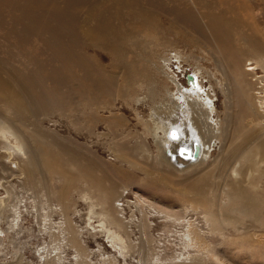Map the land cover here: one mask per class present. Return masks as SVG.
<instances>
[{"label":"bare ground","instance_id":"bare-ground-1","mask_svg":"<svg viewBox=\"0 0 264 264\" xmlns=\"http://www.w3.org/2000/svg\"><path fill=\"white\" fill-rule=\"evenodd\" d=\"M158 1L161 0H0V11L3 8L8 9L14 20V27H19L17 32L15 29L10 30L19 49L21 48L23 52L22 48L24 50L28 49V46L30 48L32 45L30 46L28 39L35 37L41 43L40 53L44 52L49 56V60L41 62L32 56L25 57V54L30 52L24 53L27 65L20 63L15 68L7 66V68L12 67L11 70L9 68L6 70L3 67L4 63L0 61V111L4 112L2 114L4 117H0V160L5 158V151H9L17 160L11 163L15 166L14 171L11 167L10 169L5 167L7 169L5 171L12 176H23L26 182L35 176H38L37 181L40 182L45 179H58L60 191L56 194V198L64 210L73 203L71 193L83 189L82 192H86L80 194L83 204L84 201L95 198V202L101 207V210L98 209L101 212L99 217L97 216L98 219L95 217L98 225L94 227L91 224L93 220L89 216L88 227L95 233L101 234L106 246L117 250L120 254L125 253L128 247L116 232L121 231V234L128 235V224H131V221L124 222L118 216V208L114 205L110 206L113 200L112 190L115 188L112 189L102 177L97 175L96 167L102 168L100 165L81 162L83 156L80 155L81 151L78 148L58 138L54 141L52 135H50L52 138H49L40 120H37L39 116L47 120L53 111L59 109L60 112L66 113L78 111L84 120L85 113L88 112L89 122H104L109 128H119L124 125L122 118H99L98 110L93 107L106 105L111 112L112 97L124 100L137 91L138 85L146 88L157 86L160 91L162 88L168 91L167 87L171 85L181 98L184 97L185 101L180 103V107L183 111L188 108L187 111L191 112L190 116L195 113L193 109L196 107L211 113L213 97L202 89L196 73H191L192 82L185 81L186 86L188 85L185 89L178 82L176 74L164 68L168 67L171 61L177 62L176 72L181 70L180 55L176 48L179 43L192 48L203 46L208 49L212 58L225 61L238 86V90L232 94L233 114L231 117L225 116L232 122L233 139H238L241 143L230 151L231 157L241 156L240 159H244L251 166L255 165L254 157L260 156L264 159V142L258 143L255 147H248L259 130L263 129L260 108L264 104V98L261 96L264 84L263 79L256 75V71L259 68L258 60L264 58V39L261 37L262 30L258 29L259 26L255 22V13H253L255 3L252 0H237L239 4L237 9L242 13L241 18L234 14L233 19L229 20L225 15L236 9L231 6L229 0H226L227 2L216 0L222 3L224 9L215 8L213 3L207 0H187L188 3H185L186 0H171L166 9ZM245 16L251 17V25L244 21ZM88 50L93 54H89ZM95 53H104L109 66L105 67L99 63ZM160 53V62L163 61V66H157L156 63ZM40 55L44 56L43 53ZM169 95L174 97L173 93ZM170 103L172 106L169 107L174 109V102L171 100ZM180 107L177 105L176 108L179 110ZM167 118L163 119L168 120ZM175 118L174 122L180 120ZM172 125L173 123L169 121L168 126ZM222 125L227 128L226 121ZM193 133H191L192 138L197 140H193L188 145L186 143L189 139H183V133L178 129L172 127L167 130L166 144L170 143L177 147L174 154L169 153L170 158L173 157L174 160L179 158L189 164L195 162L196 159L193 158L195 146L201 150H199L201 156V141ZM131 151L124 149V145L117 146V153L121 159H129ZM183 152L185 156H182ZM253 168L257 167L253 166ZM116 172L119 173L115 170ZM206 172L188 173L189 175L185 177H178L179 180L177 178L175 182L171 180L176 186L182 187L184 194L178 192V198L182 202L185 200L190 205H195L193 202L195 199L188 201L189 193L200 195L201 198L210 177ZM149 174L151 175L150 170ZM164 176L161 183L170 181V178ZM239 187L240 185L237 184L231 191V195H234V209L239 210L243 215H249L254 220L259 217L264 220L263 205L256 203L257 200H254L256 197L252 194L240 193ZM96 203L88 205L90 213ZM73 208L72 211H75ZM13 214L16 216L14 220L20 218L18 209H15ZM46 226L48 227L47 224ZM190 227L187 226L185 230L179 232V235L177 234L184 250L202 246L198 237L200 234L198 235L192 226ZM69 234L71 236H68L66 244L82 249L77 233L69 232ZM186 254L189 255V251H186ZM40 256L45 264H51L49 263L51 255L46 253L44 257L42 253ZM189 257L173 264H197L187 262ZM56 262H60L58 257Z\"/></svg>","mask_w":264,"mask_h":264},{"label":"rangeland","instance_id":"rangeland-1","mask_svg":"<svg viewBox=\"0 0 264 264\" xmlns=\"http://www.w3.org/2000/svg\"><path fill=\"white\" fill-rule=\"evenodd\" d=\"M170 1L158 2L168 9L167 5ZM207 1L213 3L217 9H224L221 2ZM229 1L236 9L234 13L225 16L231 20L236 14L240 19L242 13L237 9L239 5L237 0ZM252 1L255 3L253 13L256 21H254L264 35V0ZM185 3L188 1L186 0ZM187 5L192 8L190 4ZM192 11L194 13V10ZM9 12L6 8L0 11V61L4 63L3 67L11 70L20 63L26 64L24 59L26 56H32L41 62L49 60L47 53L42 52L44 56L40 55L41 43L35 37L28 39L32 46L25 48L27 52L24 48H22L23 52L21 48L19 49L10 34V30L15 29L17 32L19 27H14L15 23ZM246 18L249 20H245ZM244 21L251 25L252 19L245 16ZM262 34L261 37L264 39ZM176 48L180 55V73L175 71L177 62L170 61L169 66L164 67L165 70L169 69L175 73L178 82L185 89L188 88L185 82L186 76L196 73L202 89L213 97L211 113L196 107L194 111L192 110L195 113L190 116L191 112L187 111L188 108L183 111L180 107V103L185 101L184 97L181 98L171 85H168V91H164L163 88L160 91L157 86L148 87L151 89L149 90L138 85L137 91L124 100L112 97L111 112L106 105L93 107L98 110L99 118H122L124 125L119 128H109L104 122H89L88 112L85 113L84 120L78 111L66 113L60 112L59 109L53 111L47 120L43 119V116L37 118L49 138L54 136L55 138H52L54 141L58 139L66 141L69 145L78 148L83 153H80L83 156L82 163L98 164L102 167H96L97 175L102 177L112 189L115 188L112 190L114 201L112 200L110 206L114 205L118 208V216L124 222L131 221V224H128V235L122 233L123 237L121 231L116 232L128 247L125 253L120 254L117 250L107 247L102 235L88 227L87 218L91 216L93 220L91 224L96 227L97 216L99 217L101 213V207L95 202V198L84 201L86 206L80 196L86 192L79 189L82 192L79 193L77 189L71 193L73 203L70 205H75H69V208L64 210L56 198V194L60 191L58 179H45L40 182L37 181L38 176H35L36 179L34 177L32 181L26 182L23 176L8 174L5 171L8 168L15 170L14 164H11L15 159L9 151H5V158L0 160L2 163L0 164V264H40V262L45 264L40 256L42 253L44 257L46 253L51 255L49 262L51 264L57 263V257L60 259L57 264H173L189 256L187 262L197 264H264V220L261 217L254 220L249 215H243L242 212L234 209V195H231L232 188L239 184L240 193L252 194L256 197H254V200H257L255 202L263 205L264 209V159L260 156L254 157L253 166L257 168H253L250 163L240 159L241 156H235L237 158L234 159L230 155V151L241 144L238 139H233L232 122L229 118L226 119L233 114L232 94L233 92L235 94L238 86L225 61L220 59V62L219 59L217 61L212 58L207 48L203 46L192 48L182 43ZM87 52L93 54L90 50ZM24 53L29 54H25L24 57ZM95 55L99 63L105 67L109 66L104 53H95ZM160 57L161 53L156 58L157 66L164 65L163 61L160 62ZM258 61L259 68L256 75L263 79L264 84V58ZM7 66L12 67L8 69ZM196 70L199 72H195ZM172 93L174 97L169 95ZM261 96L264 98V91ZM171 100L175 104L174 109L170 108ZM177 105L180 107L179 110L176 108ZM260 113L263 129L259 130L248 147H255L258 143L264 142V104L260 108ZM2 114L4 112L0 111L1 118L4 117ZM174 118L180 120L174 122ZM169 121L173 123L172 126H168ZM225 121L226 129L222 125ZM172 127L183 133V139H189L186 143L188 145L193 140H197L192 138V132L199 137L202 154L201 156L199 154L196 163L189 164L179 158L176 160L170 158V154H174L177 147L170 143L166 144L168 135L165 134ZM119 145L120 147L124 145L127 151L132 150L129 159L119 158L117 153ZM115 170L119 173H115ZM197 170L202 173L207 171L210 177L201 198L200 195L193 193L187 195L188 201L195 199L193 201L195 205L192 206L178 198V194H184V191L172 181L175 182L178 177H185L188 173L198 172ZM163 176L170 178V181L161 183ZM92 203L96 204L93 205L94 210L92 209L90 213L88 205ZM72 208L75 211H72ZM15 209L20 212V218L14 220ZM60 214H63L62 217ZM187 226H192V229L200 234L198 236L202 242L200 248L184 250L181 247L178 235ZM69 232L77 233L82 249L66 244L68 236H71ZM186 251H189V255Z\"/></svg>","mask_w":264,"mask_h":264},{"label":"water","instance_id":"water-1","mask_svg":"<svg viewBox=\"0 0 264 264\" xmlns=\"http://www.w3.org/2000/svg\"><path fill=\"white\" fill-rule=\"evenodd\" d=\"M186 81L189 83V82H192L193 81V76L191 75V74H188L187 76H186ZM195 148V150H194V153H193V158L194 159H197L198 158V156H199V154H200V149L197 147V146H195L194 147ZM200 150V151H199ZM183 155L182 156H185L186 154H185V152H183L182 153Z\"/></svg>","mask_w":264,"mask_h":264}]
</instances>
